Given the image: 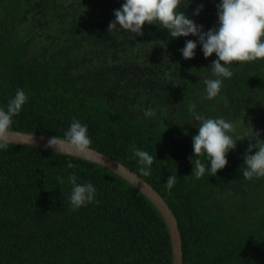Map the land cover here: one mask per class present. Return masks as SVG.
Here are the masks:
<instances>
[{
    "label": "trees",
    "instance_id": "1",
    "mask_svg": "<svg viewBox=\"0 0 264 264\" xmlns=\"http://www.w3.org/2000/svg\"><path fill=\"white\" fill-rule=\"evenodd\" d=\"M122 3L0 0V106L18 88L29 95L12 130L62 137L75 117L87 124L92 148L165 199L183 264H264V178L242 175L255 141H237L224 169L197 179L190 160L197 122L188 110L195 104L202 116L234 120L237 134L251 125L264 141V61L234 67L222 98L205 100L203 78L215 54L205 59L198 45L184 59L179 49L197 38H170L156 25H144L138 37L108 30ZM218 3L191 0L181 11L207 31L216 26ZM145 109L155 115L145 117ZM132 146L156 158L150 176L139 173ZM71 173L97 189L75 211ZM172 174L178 179L169 191ZM0 264H172V251L160 213L128 181L83 158L10 143L0 152Z\"/></svg>",
    "mask_w": 264,
    "mask_h": 264
},
{
    "label": "clouds",
    "instance_id": "2",
    "mask_svg": "<svg viewBox=\"0 0 264 264\" xmlns=\"http://www.w3.org/2000/svg\"><path fill=\"white\" fill-rule=\"evenodd\" d=\"M190 3L191 0H123L121 7L114 10L115 19L109 23L108 30L126 31L138 37L143 35V26L147 24L165 30L170 38L196 37L195 41L186 39L179 51L184 59H192L199 45L205 59L215 54L216 58L207 68L210 75L203 78V99L211 101L222 98L224 82L233 77L234 67L264 61V0H219L216 5V26L207 31L181 11V6L187 7ZM203 7V4L198 5L193 15L198 16ZM28 101L29 95L18 88L7 105L0 106V152L9 149L14 118L21 114ZM188 110L192 120L197 122V133L191 138L193 154L190 157L192 173L197 179L206 172L216 176L228 164L227 156L236 149L237 141L245 138L255 142L249 143L244 154L242 175L249 180L264 178V141L258 138L259 132H254L250 125L248 132L237 134L238 125L234 120L202 116L196 111L195 104L189 105ZM143 114L145 117L155 115L152 109H145ZM92 143L87 124L73 117L63 136H52L46 147L58 150L55 146L63 145L70 153L87 157ZM131 152L139 166V173L150 176L156 158L149 151L136 146H132ZM66 166L69 169L75 167L71 162ZM66 179L71 185L69 202L74 211L95 200L97 189L91 182L78 183L74 173ZM177 179L174 174L169 176L164 183L166 189L170 191Z\"/></svg>",
    "mask_w": 264,
    "mask_h": 264
},
{
    "label": "water",
    "instance_id": "3",
    "mask_svg": "<svg viewBox=\"0 0 264 264\" xmlns=\"http://www.w3.org/2000/svg\"><path fill=\"white\" fill-rule=\"evenodd\" d=\"M51 137L52 136L48 135L12 130L11 143L43 148L58 153L83 158L107 168L108 170L116 173L117 175L128 181L155 206V208L163 218L171 242L172 264H183L182 240L177 219L165 199L151 184H149L144 178H142L140 175H138L136 172L128 168L120 161L98 151L95 148H92L87 157H80L67 151L66 147L63 145L55 146L58 150L46 147L48 140Z\"/></svg>",
    "mask_w": 264,
    "mask_h": 264
}]
</instances>
